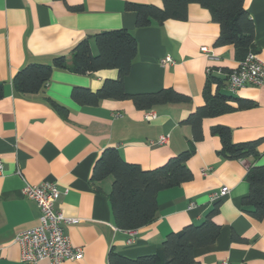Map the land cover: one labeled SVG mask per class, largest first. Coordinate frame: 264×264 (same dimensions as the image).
<instances>
[{
    "label": "crops",
    "instance_id": "crops-1",
    "mask_svg": "<svg viewBox=\"0 0 264 264\" xmlns=\"http://www.w3.org/2000/svg\"><path fill=\"white\" fill-rule=\"evenodd\" d=\"M162 8L163 0H0V264H24L15 242L18 232L40 223L37 202L22 192L25 182L54 181L61 190L56 208L80 218L66 224L65 232L75 246L84 248L79 260L62 264H110V253L130 258L151 255L172 232L200 224L217 206L213 220L220 232L215 242L194 250L193 264H264V217L255 219L243 211L242 199L250 193L247 173L264 165V85H247L236 93L226 87L225 70L239 60L233 45H216L220 24L208 7L191 3L184 20L152 21L137 26L131 3ZM255 23V44L264 62V0H245ZM126 29L138 43L137 56L125 76L130 94L173 88L189 95V103H167L151 109L138 108L132 99H103L97 105H82L72 97L75 87L99 91L108 79H117V68L78 73L73 49L89 39L98 52L94 35L111 29ZM91 36V37H90ZM208 46L209 58L201 51ZM170 55L173 62L163 63ZM66 57L65 67H54L48 84L31 95L15 91L13 77L29 64L52 65ZM224 81L221 92L254 101L248 109L208 117L202 121V138L195 140L189 115L205 103L207 67ZM217 90L213 84L212 91ZM147 112L155 117L148 120ZM218 124L231 128L236 143L256 141L254 157L230 158L222 153L221 138L212 132ZM168 134L166 144L151 141ZM107 148H115L124 160L144 170L164 165L189 149L187 165L191 180L161 190L155 219L134 232L117 225L109 195L113 176L96 183L94 167ZM206 168L208 171L205 173ZM229 191L212 199L223 187ZM36 264H52L43 259Z\"/></svg>",
    "mask_w": 264,
    "mask_h": 264
},
{
    "label": "trees",
    "instance_id": "trees-1",
    "mask_svg": "<svg viewBox=\"0 0 264 264\" xmlns=\"http://www.w3.org/2000/svg\"><path fill=\"white\" fill-rule=\"evenodd\" d=\"M191 3L208 7L213 20L220 24V35L216 45H233L237 60H244L250 52L259 53L255 44V23L245 8V0H163L162 8L151 4L131 3L128 7L137 12V26H147L153 20L164 22L168 19L184 20L188 17ZM98 52H93L89 39L79 42L73 49L75 70L78 73L117 68V79H108L99 91L75 87L72 97L82 105H97L103 99H132L141 109H151L167 103H189L191 97L173 88H162L156 92L130 94L125 89L124 79L137 56L138 43L126 29H111L94 35ZM66 57L57 56L52 65L29 64L13 77L15 91L24 95L40 92L51 79L54 67H65ZM215 68L207 73L204 87L205 103L192 112L186 120L191 126L195 140L202 138L201 124L205 118L215 117L235 109L230 104L237 102V108L248 109L254 101L234 97L221 92L224 81L214 75ZM225 70L226 87L228 74ZM213 84L217 90L212 91ZM4 86L0 83V97ZM222 141V153L230 158H248L258 154L256 141L234 142L231 128L218 124L212 127ZM192 150H185L170 158L164 165L144 170L123 159L115 148H107L94 167L92 181L97 182L113 176L112 191L109 195L111 207L122 229H139L152 222L157 214V195L166 188L179 186L192 179L193 173L187 165ZM250 193L242 199L243 211L255 219L264 217V165L252 166L247 173ZM217 206L211 209L200 224H189L179 232H172L163 246L154 254L130 258L112 252L110 264H193L194 250L208 246L219 236L220 227L213 217Z\"/></svg>",
    "mask_w": 264,
    "mask_h": 264
},
{
    "label": "built area",
    "instance_id": "built-area-1",
    "mask_svg": "<svg viewBox=\"0 0 264 264\" xmlns=\"http://www.w3.org/2000/svg\"><path fill=\"white\" fill-rule=\"evenodd\" d=\"M201 51L209 58L213 54L208 46H202ZM163 63L173 62V58L167 55ZM212 71V67H207V73ZM264 85V62L259 53L250 52L244 60L228 74L227 88L231 93H236L239 89L247 85ZM155 117L154 112H147L148 120ZM169 135L165 134L157 140L151 141V145L166 144ZM210 168H206V173ZM4 166L0 162V175L3 174ZM229 191L228 187H223L219 193L213 194L212 199L222 198ZM25 197L37 202L41 215L40 223L32 228L18 232L15 242L21 248V260L24 264H36L40 260L50 259L52 264H62L66 260H79L84 256V248L72 244L70 237L65 232L66 224H76L80 218L67 216L64 212L56 208V203L61 196V190L56 182H44L42 184H30L25 182L23 190ZM133 240L134 232L128 230ZM220 264H233L228 259H224Z\"/></svg>",
    "mask_w": 264,
    "mask_h": 264
},
{
    "label": "water",
    "instance_id": "water-1",
    "mask_svg": "<svg viewBox=\"0 0 264 264\" xmlns=\"http://www.w3.org/2000/svg\"><path fill=\"white\" fill-rule=\"evenodd\" d=\"M91 37V36H90Z\"/></svg>",
    "mask_w": 264,
    "mask_h": 264
}]
</instances>
